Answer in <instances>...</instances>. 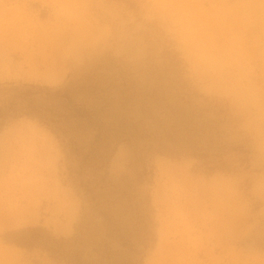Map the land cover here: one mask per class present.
Returning a JSON list of instances; mask_svg holds the SVG:
<instances>
[{
  "label": "rangeland",
  "instance_id": "374dc122",
  "mask_svg": "<svg viewBox=\"0 0 264 264\" xmlns=\"http://www.w3.org/2000/svg\"><path fill=\"white\" fill-rule=\"evenodd\" d=\"M13 83L86 116L0 131V264H264V0H0Z\"/></svg>",
  "mask_w": 264,
  "mask_h": 264
},
{
  "label": "trees",
  "instance_id": "16d2710c",
  "mask_svg": "<svg viewBox=\"0 0 264 264\" xmlns=\"http://www.w3.org/2000/svg\"><path fill=\"white\" fill-rule=\"evenodd\" d=\"M9 85L10 88H0V94L5 97L1 100L3 103L0 106V131L11 122L26 118L36 120L52 133L58 134L60 132L58 123L61 117L54 115L46 103L54 99L62 100L64 106L69 109V114L86 116L82 109L73 102L70 87L54 89L26 83ZM97 135L99 136V132ZM40 233L46 234L47 231L42 228L13 231L3 234L0 240L7 246L23 249L40 247L51 252L53 247L48 245L50 237L46 240L48 233L43 241H36L41 240L39 239Z\"/></svg>",
  "mask_w": 264,
  "mask_h": 264
},
{
  "label": "crops",
  "instance_id": "0c3cea01",
  "mask_svg": "<svg viewBox=\"0 0 264 264\" xmlns=\"http://www.w3.org/2000/svg\"><path fill=\"white\" fill-rule=\"evenodd\" d=\"M10 248H12V249H10V251H8V252L11 254V256L18 258V256H19L18 248H15V247L14 248L10 247Z\"/></svg>",
  "mask_w": 264,
  "mask_h": 264
}]
</instances>
